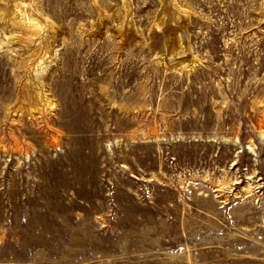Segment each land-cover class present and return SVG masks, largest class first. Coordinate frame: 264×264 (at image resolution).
I'll list each match as a JSON object with an SVG mask.
<instances>
[{
	"label": "rangeland",
	"instance_id": "374dc122",
	"mask_svg": "<svg viewBox=\"0 0 264 264\" xmlns=\"http://www.w3.org/2000/svg\"><path fill=\"white\" fill-rule=\"evenodd\" d=\"M0 264H264V0H0Z\"/></svg>",
	"mask_w": 264,
	"mask_h": 264
},
{
	"label": "bare ground",
	"instance_id": "6f19581e",
	"mask_svg": "<svg viewBox=\"0 0 264 264\" xmlns=\"http://www.w3.org/2000/svg\"><path fill=\"white\" fill-rule=\"evenodd\" d=\"M164 47V46H163Z\"/></svg>",
	"mask_w": 264,
	"mask_h": 264
}]
</instances>
